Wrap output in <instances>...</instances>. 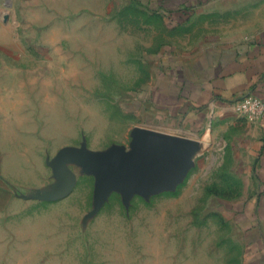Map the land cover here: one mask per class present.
<instances>
[{
    "label": "rangeland",
    "instance_id": "rangeland-1",
    "mask_svg": "<svg viewBox=\"0 0 264 264\" xmlns=\"http://www.w3.org/2000/svg\"><path fill=\"white\" fill-rule=\"evenodd\" d=\"M242 2L0 0L22 39L0 44V264H264V188L224 139L188 137L173 189L102 206L95 174L53 167L68 146L131 149L159 54L219 41Z\"/></svg>",
    "mask_w": 264,
    "mask_h": 264
},
{
    "label": "crops",
    "instance_id": "crops-1",
    "mask_svg": "<svg viewBox=\"0 0 264 264\" xmlns=\"http://www.w3.org/2000/svg\"><path fill=\"white\" fill-rule=\"evenodd\" d=\"M241 5L249 13L232 20L229 25L237 28L219 35V41L159 54L145 98L146 113L155 118L146 120L149 128L171 134L224 139L247 159L264 188V114L253 120L234 109L250 94L264 100V0H243ZM13 25L18 26L0 23V44L22 40Z\"/></svg>",
    "mask_w": 264,
    "mask_h": 264
},
{
    "label": "water",
    "instance_id": "water-1",
    "mask_svg": "<svg viewBox=\"0 0 264 264\" xmlns=\"http://www.w3.org/2000/svg\"><path fill=\"white\" fill-rule=\"evenodd\" d=\"M132 147L115 145L105 151L83 147H64L54 159L56 173L67 174L66 162L72 159L96 175L95 202L102 206L113 191L126 198L135 194L149 197L173 189L193 164L201 144L177 134L137 127L132 132Z\"/></svg>",
    "mask_w": 264,
    "mask_h": 264
},
{
    "label": "built area",
    "instance_id": "built-area-1",
    "mask_svg": "<svg viewBox=\"0 0 264 264\" xmlns=\"http://www.w3.org/2000/svg\"><path fill=\"white\" fill-rule=\"evenodd\" d=\"M234 109L238 114L247 115L255 120L264 114V100L256 95H247L235 102Z\"/></svg>",
    "mask_w": 264,
    "mask_h": 264
}]
</instances>
